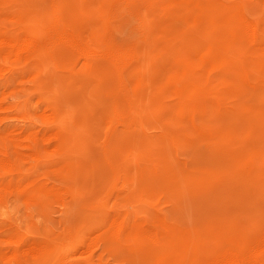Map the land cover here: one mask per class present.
Segmentation results:
<instances>
[{
  "label": "rangeland",
  "instance_id": "rangeland-1",
  "mask_svg": "<svg viewBox=\"0 0 264 264\" xmlns=\"http://www.w3.org/2000/svg\"><path fill=\"white\" fill-rule=\"evenodd\" d=\"M63 1L71 8L70 18L77 34L90 42L97 55L104 51L108 55L112 51L110 53L116 59L113 61L111 55L110 58L109 55L107 58L99 55L100 58H90L94 51L89 58H84L87 55L77 56L68 65L67 81L57 87L37 77L29 65L24 67L23 60L5 66L0 72V78L3 77L0 80V115L3 114L0 117V138L6 132H17L20 138L15 144L27 145L29 134L37 133L42 137L55 128V124L49 126L50 122L60 120L72 110L79 117L85 116L87 127L97 143L105 145L111 141L113 146L108 150L106 147L103 155L109 154L113 161L125 164L129 169L126 177L116 176L105 165L99 164L92 167L81 163L75 170L65 173L71 185L77 184L83 189L94 187L104 193L115 191L120 197L113 198V203L122 206L130 202L127 207H137L139 217L135 215L124 222L123 230L132 237L130 241L121 243L107 238L102 242L98 250L101 253L109 244L105 245L106 242L114 241L111 250L104 253L105 264H156L164 257L169 262L167 264H190L194 255L201 260L221 247L222 239L216 238L214 233L221 224L231 226L238 223L240 227H235L242 232L236 230V236L243 232L250 238L256 236L264 227V61L244 58L243 62H236V69L227 73L217 70L215 65L227 57L228 47L238 39L237 13L232 4L245 3L246 0L226 1L224 7L207 8L198 3L177 0L163 3L159 0L155 7L148 6L142 12L135 10V0ZM0 5V35L41 36L57 15L48 1L0 0ZM143 27L149 28L147 34ZM129 53L132 54L131 61L127 63ZM116 62L127 64L121 65L124 73ZM208 77L222 84L223 104L218 110L211 107L204 110L202 104H197L199 97L206 94L202 90ZM123 81L129 89L137 86L141 90L140 102L146 104L148 119L124 122L113 128L110 126L113 98ZM188 85L198 98L195 96V106L185 107L182 103L186 102L185 86ZM26 110L31 111V115ZM13 113L17 118L12 117ZM16 114L25 116L18 119ZM45 114L46 117L51 114L48 118L52 120L48 121ZM29 122L33 124L29 126ZM58 144L53 141L40 150L27 147L15 152L17 147L14 144L7 150L0 142V160L6 156L3 154L5 149L1 152L6 148L7 157L2 160L9 157L7 160L12 159V165L15 163L14 168L9 163L0 166V184L11 181L25 184L32 180L41 183L37 182L38 185H55L54 175L65 165ZM115 178L116 183L113 182ZM13 198L17 197L12 195L10 200L9 196L7 207H0V256L5 259L6 254L7 261L11 259L10 251L15 243L20 238L26 240L28 235L24 230H28L25 226L35 225L43 235L59 231L60 234L61 229L68 226L64 212H80V207L72 201H68L66 211L51 205L44 213L36 209L31 212ZM90 215L91 212H84L82 220L73 227L77 231L83 228L82 232L90 239L99 235L105 238L109 234L107 227L89 229ZM136 223L145 224L146 228L157 233L162 226L167 230L192 232L193 246L189 250L182 244L161 246L141 233L131 235V226ZM9 230H21L20 235ZM51 246L55 249L54 244Z\"/></svg>",
  "mask_w": 264,
  "mask_h": 264
},
{
  "label": "bare ground",
  "instance_id": "bare-ground-1",
  "mask_svg": "<svg viewBox=\"0 0 264 264\" xmlns=\"http://www.w3.org/2000/svg\"><path fill=\"white\" fill-rule=\"evenodd\" d=\"M32 1L34 2V0H32ZM37 1H44V2L48 1V3L52 4V7H54V9L56 10V11L54 10L55 12H53V13H55L57 15L53 16L54 18L52 19V21L50 22V24L48 25V27L44 31L43 35H41V36H38V35L29 36V35H24V34H20L18 36L0 35V72H3L5 70V66L7 67V65H12V64H14L20 60H23L22 63L24 62L23 63L24 67H28V65H29L31 67V69L34 70V73L37 74V77L41 78L44 82H46L47 84H49L51 86H55V87L61 86L68 79V76H69L68 72H70L68 69L69 68L68 65L77 56L87 55L84 58H86V57L89 58L88 56H91L92 54H90V53L94 50L91 48L90 42L86 41V39H84L82 37V35H78L77 34L78 31L76 32L75 29L73 28L72 21L70 18L71 8L69 7L67 2H65L63 0H37ZM177 1L198 3L199 5L205 6L207 8V7H216V6L219 7L220 5H222L224 7L223 4L226 1H227L226 3H228V2L230 3L232 0H177ZM238 1H240V0H238ZM131 2L132 1H130L129 4ZM135 2H133L134 3L133 5L135 6V10L136 11L141 10V12H142V10L144 8L145 9L149 8L148 6H150V8H151V6L155 7L159 3V0H142V1L141 0H135ZM162 2L167 3L166 0H162ZM0 7H1V5H0ZM225 8H227V7H225ZM232 8L237 13V20H238V27H239V33L237 36L238 39L236 40V42L234 41L231 44V46L228 47L227 53L225 52V55L227 56L226 58H222L217 63L215 61V63H216L215 65L218 68L217 70H223L226 73L231 72V70L233 71L234 69H236V67H237L236 62L238 60L239 61L242 60V62H243L244 58H249V59L252 58V59L264 61V0H246L245 3L241 1L238 4L233 3ZM146 13H147V11H146ZM14 15H16V14H14ZM16 17H18V16H16ZM12 19H13V17H12ZM14 19H15V17H14ZM145 19H147V17L143 18L142 21H144ZM103 21H104V19H103ZM48 22H49V20H48ZM233 27H234V25H233ZM143 28L146 29L145 34H147L146 32H148L147 30L149 28H147V27H143ZM109 38H110V36H109ZM105 44H107V43H105ZM149 44H150V42H149ZM109 50H110V48H109ZM98 51H100V50H98ZM115 51H113V52L116 54ZM94 52L96 53L97 50ZM94 52H92L93 55L90 58H93V57L95 58V56L107 58L108 55H109L108 58H110V55H111L113 61H115V59H116V58L114 59L115 56H112L113 53H110L112 51H110V52L108 51L109 52L108 55H106L107 51H104V53L106 52L105 54L103 52H101V54L98 52L99 56L97 55V53L95 55ZM88 54H90V55H88ZM126 55L128 56V54H126ZM131 55L129 53V57H128L129 60H126L127 63L129 61H131V58H130ZM116 56H118V55H116ZM121 56H123V55H121ZM121 56L119 58H121ZM124 57H122V61L124 60ZM112 60H111V62H112ZM119 60H121V59H119ZM132 60L134 61V59H132ZM214 60H216V59L214 58ZM125 62H120L119 63L120 65L117 64V62H116V64L118 66H120L121 71H122V69L124 70V68H122V66L127 65ZM85 63H86V61H85ZM125 69H126V67H125ZM6 71H7V68H6ZM6 76H8V75H6ZM157 76L158 75H156V77ZM2 78L3 77H1L0 80ZM28 78H33V77H30L28 75ZM28 78H26V80ZM139 79H140V77H139ZM9 80H11V79H9ZM122 80L123 79L121 78V81ZM206 81H207V84L205 86H203V90H202L203 93L204 94L206 93V94L201 95V97H199V101H197V104L198 103L202 104V108L204 110H207L208 107L209 108L210 107L216 108L218 110L223 104V94H222V88H221L222 84L214 82V80L211 77H208ZM140 83H141V80H140ZM142 83H143V81H142ZM9 86L10 85H8L7 87H9ZM19 87H20V85H19ZM180 87H181V85L179 86V88ZM56 89H58V88H56ZM131 89H129V87L127 86L125 81H123L122 84L119 86L118 91L115 93V96L113 98V100H114L113 101V110H114L113 111V118L110 119L111 120L110 126L113 128L120 125L121 123L124 124V122H128V121L132 122V121H137V120L143 121L144 117H145L144 120L148 119V114H147L148 112L146 111V104H141L142 102H140V100L142 99L141 98L142 94L140 95L141 90H139L137 88V86H132ZM185 89H187V90H185L186 95L184 96L186 99V102L182 103V98H181V103L183 105L185 104V107H187L189 105L195 106L194 103L196 102V99H195L196 95H195V93L192 92L191 86L190 85L185 86ZM196 97L198 98V96H196ZM38 100L39 99H37V103H38ZM10 102H11V100H10ZM153 103H155V102H153ZM1 104L2 103H0V105ZM39 104H40V102H39ZM30 105H31V103H30ZM183 105H182V107H183ZM4 106H5V104H4ZM12 106H10V107L13 108ZM11 112H12V110H11ZM28 112L26 110V113H28ZM30 112H29V114L31 115ZM73 113L74 112L72 110H69V113H67L65 116H62L60 120H58V121L55 120V121L50 122L49 126H55L56 125L55 128L54 129L48 128L50 130L47 131L46 134L43 135L42 137L39 136L37 133L36 134H29L26 137V141H28V143L26 142L27 145L19 146V145L15 144V142L18 141V139L20 138V134H18L17 132L16 133L15 132H6L0 138V142L4 143L6 145L7 150L11 147L12 144H14L17 147L15 152L19 151L20 148L23 149V148H27V147L29 149L32 148L34 150H40L44 147L45 144L54 141V142L59 143L58 145L62 148V154H63L64 159H65L64 168L60 167L61 169H59L57 171V174L54 175L56 177V178H54V180H56V181H55V185L53 184L52 187L48 186L50 183L47 184L46 181L45 182L47 185H43V184L38 185L37 184L38 181L36 182V181H32V180L29 182H26L25 184H22L23 182H20V181H18V182L11 181L7 184H0V207H2V208L7 207V203L9 201V199H7V198H9V196H10V200H12L11 199L12 195L17 197L16 199H18V201L22 203L21 206H25L24 209H26L27 211H31V212H33L32 210L36 209L37 211L44 213L45 211H47V207L49 208V206H51V205H55L57 207V209L59 207V208L63 209L64 211H66V206H67L68 201L69 202H71V201L75 202V204L80 207V210H79L80 212L77 214H74L71 212L70 213L64 212L66 219H67V222H68V226L65 228L63 227L61 229L60 234H58L60 232L59 231L57 234H50V232H47L46 234L43 235V234L39 233V230L37 227H35V225L33 226L31 224L32 226H30L28 224V227L25 226V229H27L28 231L26 232V230H24V229L23 230L28 235L27 236L28 238L26 237V240H22L20 238V240L15 243V246L12 248L13 251H10L12 253H10L11 259L9 261H7V259H9V257H5L6 254L4 256L5 259L7 258L6 260L1 258V256H0V262L2 264H105L104 263V259H105L104 253H107L111 250L110 246L113 247L112 244L114 241L106 242L105 245L109 243L108 246L105 247V249H103L102 253L98 252V250L100 249V246L102 245V242L104 240H106L107 238L108 239L110 238L112 240L119 241L121 243H123V242L128 243L130 241L129 239L132 238L131 236L130 237L128 236L129 234L127 233V231L125 234V232L123 230L125 227L124 222L129 221L132 218V216H135V215L138 216L139 213H137L138 212L137 207H133L131 209L129 207H127L126 204L130 203L129 199H126L129 203H124L122 206H119V205H117V203H113L114 202L113 198L117 197V199H118V197H120V195H117L115 193V191H113L111 193L110 192L104 193V191L98 190L97 188L95 189L94 187H90V188L86 187L83 189V188H81V186L80 187L77 186V184L71 185L68 183V180L65 176L66 171L75 170L76 168L79 167V165H81V163L85 164L87 166L93 165L92 167H94V165H98V164L99 165H105V167H107V169L110 173L116 174V176L118 174L119 177H123V176L126 177V175L129 174V169L126 168L125 164L122 165L120 162L113 161L112 157L109 154L106 156L103 155V153L105 154V152H106V147L108 150L109 146H113V145H111V141L108 140L107 143L105 141V143H106L105 145L103 143H97L94 135L90 132V130L87 127L85 116L79 117ZM64 114H65V112H64ZM1 115H3V114L1 113ZM1 115H0V117H1ZM13 115H14V113H13ZM16 115H18V119L24 118V116H25L24 115L23 117L22 116L20 117L19 114H16ZM46 115L47 114H45V117H46ZM49 115H51V114H48V117H49ZM192 115H194V114H192ZM12 117H15V115ZM48 117H46L47 120L49 119ZM193 117H192V120L195 121ZM15 118H17V117H15ZM30 118H29V120L31 121ZM8 120H10V119H8ZM51 120H52V118L49 119L48 121H51ZM17 121L18 120H16V122ZM1 122H2V119H1ZM9 122H11V120ZM20 122H21V120H20ZM23 122H24V120H23ZM27 122H28V120H27ZM29 124L28 125L31 126L33 123L29 122ZM24 125H26V124H24ZM28 125H27V127H28ZM107 125H109V124H107ZM120 126H122V125H120ZM32 127H34V125ZM42 130H43V126H42ZM19 132H20V130H19ZM161 132H163V131H161ZM30 133H31V131H30ZM32 133H34V132L32 131ZM111 133H112V131H111ZM156 133H159V132H156ZM164 134H165V131H164ZM109 137L111 139L110 135H109ZM212 144H214V143L212 142ZM6 148H2V150H1V152H3V150L5 149V153H3L4 155H6L5 157H7V153H8ZM23 154H24V152H23ZM3 157H1L0 166L2 164L5 165V163H9L11 166H13L15 164V163H13V165H12V159L11 160L9 159L11 161V163L9 160H7L9 157L6 158L5 161H3L5 158V157L4 158ZM22 159H24V156ZM25 160H26V158H25ZM122 162H124V161H122ZM134 162H136V161H134ZM4 165H3V167H4ZM6 166H5V169H6ZM13 168H14V166H13ZM18 169H19V167H18ZM98 169L100 170V168H98ZM23 170L26 171L25 168H23ZM103 170H104V168H103ZM138 171H140V170H138ZM27 172H28V169H27ZM89 172H90V170H89ZM10 173H11V171H9V174ZM22 173H23V171H22ZM87 174H89V173H87ZM141 175H142V173H141ZM136 178H138V177H136ZM115 181H116V178L113 182H115ZM38 183H40V182H38ZM42 183H44V182H42ZM135 183H136V181H135ZM127 186L128 185H126V189H127ZM115 187H118V186H115ZM16 199H14V200H16ZM141 205L143 206L142 203H141ZM168 205H169V203H168ZM125 207H127V208H125ZM146 207H147V205H146ZM61 209H60V211H61ZM123 209H126V211H123ZM84 212H91V214H92V215H90V217H89L90 219L87 222L90 226L89 227L90 230H95V229H100L102 227H104V228L107 227V229L109 230V234L106 235L105 238H101L99 235V237H95L93 239H90L85 235L84 232H82V231H84L83 228H81V231L75 230V227H73V224L76 225L77 223H79L82 220L81 217L84 215ZM35 213L37 214V212H35ZM41 213H39L38 215H41ZM46 215H48V214H46ZM41 216L43 219L44 216L43 215H41ZM53 216H55V215H53ZM45 219H46V217H45ZM35 222H37V221L35 220ZM232 222H233V220H232ZM131 223H129V224H131ZM232 224L233 225H231V226H228L229 224L228 225L227 224H225V225L221 224L222 226L218 225L219 226L218 229L215 228L216 231L214 233L216 235V238L218 236L219 238L222 239V244H221L220 248H218L213 253L211 252L212 254H209L208 256H206L205 258H203L201 260H199L200 257H195L196 255H194L193 256L194 258H192V260L190 261L191 262L190 264H264V227L261 229V231L256 236L250 238V237H247L244 232H243V234H241V236H236V230H238L239 228H236L235 226H237V227H240V226L238 225V223H232ZM20 228L22 229V227H20ZM240 229H242V228H240ZM257 229H259V228H257ZM159 230L160 231H158V233L153 232V229L150 230L149 228H146L145 224H137L136 223L133 225V227L131 226V235L141 233V234H143V236L150 237L152 239L151 241L154 240L153 243H155V241H156V243L160 244L161 246L162 245L167 246L170 243L172 245L173 244L174 245L182 244L188 250L191 249V247L193 246L194 238L192 237V235H194V234L192 232H190V233L189 232H183V231H178L176 229L169 230V228L167 230V229H164L163 226L161 228H159ZM20 231L19 230L18 231L17 230L16 231L9 230V232L15 233L16 235L17 234L20 235ZM238 231L242 232V230H238ZM26 234H25V236H26ZM1 235L4 236V234H1ZM97 236H98V234H97ZM7 239H9V238H7ZM11 241H12V239H11ZM50 241L55 245V249L53 248L54 246H51L53 244H51ZM8 242H10V240ZM11 247H12V243H11ZM202 247L205 248V246H203V245H202ZM139 254H140V252H139ZM183 260H185V258ZM167 263H169V262L164 257V258H161L158 261V263H156V264H167ZM154 264H155V262H154Z\"/></svg>",
  "mask_w": 264,
  "mask_h": 264
}]
</instances>
